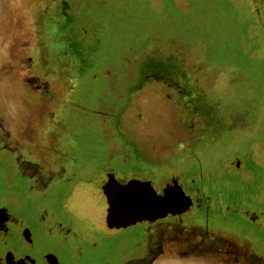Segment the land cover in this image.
<instances>
[{"label":"rangeland","instance_id":"rangeland-1","mask_svg":"<svg viewBox=\"0 0 264 264\" xmlns=\"http://www.w3.org/2000/svg\"><path fill=\"white\" fill-rule=\"evenodd\" d=\"M205 1L0 0V118L4 115L6 127L14 129L18 121L11 117H20L23 109L26 137L20 148L25 153L30 145L43 149L33 156L56 148L58 141L62 149L71 144L81 160H103L101 129L113 127L130 145L115 158L117 166L128 159L165 174L169 166L195 168L201 173L197 186L204 185L210 201L218 203L211 209L226 218L214 213L206 223L223 227L226 222L236 231L235 244L264 259V20L255 13L254 0H230L237 9L234 23L196 20L200 12L210 17L218 8V0H210L213 6ZM246 14L256 20L246 24ZM172 22L178 26L169 31ZM189 23L202 29L186 27ZM158 28L172 32V44L163 43ZM144 38V53L134 62L137 55L143 61L131 78L133 62L124 65L123 56ZM151 60L168 67L182 86L180 98H167L172 91L131 90L144 79L136 66L145 75ZM23 61L43 82L32 89L36 94L21 79ZM110 79L116 82L111 90ZM35 97L40 105L20 107L21 99L32 103ZM110 99L114 106L119 103L118 115L104 126L97 119L109 113ZM243 149L244 171L226 173L230 157ZM52 154L45 157L53 163ZM258 160L262 166L251 175L249 166ZM131 173L145 176L141 170ZM89 192L79 208L91 222L103 221V199Z\"/></svg>","mask_w":264,"mask_h":264},{"label":"flooded vegetation","instance_id":"flooded-vegetation-1","mask_svg":"<svg viewBox=\"0 0 264 264\" xmlns=\"http://www.w3.org/2000/svg\"><path fill=\"white\" fill-rule=\"evenodd\" d=\"M175 26L178 25L170 23L169 31H173ZM158 29L163 32L160 34L164 36L163 43L172 44V32ZM144 43L145 38L132 48L131 53L123 56L124 65L133 62V71L127 72L131 78L136 74L135 65L143 61L138 55L144 53ZM149 62L151 65L144 68L147 69L145 75L141 72L142 67L136 66L137 74L144 79L131 86V90L136 93L152 88L153 91L164 90L162 93L166 94L172 91L167 98H180L182 86L173 79L168 67L152 60ZM27 64L28 61L22 63L26 69L23 72L22 68L21 79L29 83L27 89L30 94H36L32 89L39 83L43 85V82L32 76ZM28 75L30 77L27 78ZM109 85L111 90L116 82L110 79ZM26 101L21 99L20 107L41 104L36 97L32 103ZM106 103L112 106V110L110 108L109 113L97 119L104 126L118 115L119 106V103L114 106L112 100ZM135 106L139 108V100ZM23 112L21 108L20 117H11V120L18 121L11 130L5 125L4 115L0 118V264H264L263 258L243 251L240 244H235L233 234L236 231L227 228L226 222H222L223 227L209 226V221L206 223L215 218L212 217L214 213L219 215L211 209V205L218 203L216 200L211 202L207 195L198 196L196 181L201 176L200 171L169 166V173L165 174L153 165L137 166L128 159L122 160L125 162L123 167L117 166L115 158H121L130 145L125 143L128 139L124 141V136L118 135L113 127L101 129L105 146L103 160H81L73 152L71 144L62 149L57 141L56 148H52L55 145L44 148L57 158L52 163L45 157L47 152L41 151L39 156H33L38 149L43 150L37 145L25 149L28 154L20 148L22 135L26 137ZM57 138L50 136L49 140L56 142ZM70 140L71 135L65 140V145ZM135 170L143 171L145 176L133 175L131 172ZM251 170L249 166V172ZM109 179L120 183L130 179L148 181L158 193L166 183L177 179L198 207L125 227H110L105 222L107 203L102 191V185ZM86 190L97 200L103 199L102 203L99 202L103 221L99 218L93 223L80 210ZM255 206L257 208V204ZM215 243H222V248H216Z\"/></svg>","mask_w":264,"mask_h":264},{"label":"water","instance_id":"water-1","mask_svg":"<svg viewBox=\"0 0 264 264\" xmlns=\"http://www.w3.org/2000/svg\"><path fill=\"white\" fill-rule=\"evenodd\" d=\"M243 155L244 149L243 153L230 157L232 161L227 166V173L233 169L244 171L241 164ZM259 166H262L259 160L250 165L252 169ZM250 173L252 175L253 171ZM197 187L200 192L198 196L207 195L204 185ZM102 191L107 203L105 222L110 227H125L143 220L156 219L167 213L179 214L198 207L192 197L184 192L177 179L166 183L161 193L150 182L139 179H130L124 183L109 179L102 185Z\"/></svg>","mask_w":264,"mask_h":264},{"label":"trees","instance_id":"trees-1","mask_svg":"<svg viewBox=\"0 0 264 264\" xmlns=\"http://www.w3.org/2000/svg\"><path fill=\"white\" fill-rule=\"evenodd\" d=\"M206 1H208L210 3V0H206ZM254 2L256 3V4L254 3V11H255V13L256 14L259 13L261 15L260 16L261 20L262 19L264 20V0H254ZM189 3L191 4V1ZM212 3L213 2L211 1L210 4L213 6ZM216 5L218 6V8H213V10L215 11L214 16H212L210 14V17H209L207 14L205 15V13H203L204 15H202V13L200 12V14H197L198 18L196 17V20H198L200 18V20H202V22H204L203 19L205 18L206 19L205 21L209 23L213 19H216V24L218 23V24H220V26H222L224 22L234 23V21L232 22L233 19H232L231 16H232V13H233L234 17H236L234 13H235V11L237 9L231 4V1L230 0H218ZM246 15H247L246 24L248 23V21L250 22L249 18L251 20H253V21L256 20V19H254L253 16L251 17L249 14H246ZM244 16H245V13H244L243 17ZM186 27H189V28H191L193 30H196V31H198L199 29H202V28H199V27H195L194 24H192V23H189ZM260 28L264 29V26H261ZM226 31H227L226 29L221 30V32H223V33H225Z\"/></svg>","mask_w":264,"mask_h":264}]
</instances>
